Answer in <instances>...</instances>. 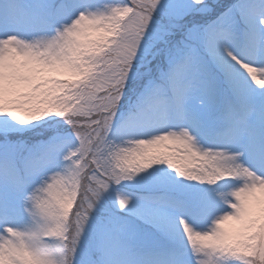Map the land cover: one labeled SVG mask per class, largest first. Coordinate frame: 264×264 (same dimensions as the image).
Segmentation results:
<instances>
[{
  "label": "snow or ice",
  "instance_id": "6c2138e0",
  "mask_svg": "<svg viewBox=\"0 0 264 264\" xmlns=\"http://www.w3.org/2000/svg\"><path fill=\"white\" fill-rule=\"evenodd\" d=\"M10 8L0 13L8 113L0 121L39 129L43 139L30 145L11 136L12 150L0 158V184L32 221L22 229L0 227V264H23L21 254L36 264H111L128 214L169 241L171 264H264V243L248 239L264 221V0H10ZM29 51L61 62L26 63ZM66 62L79 69L70 71ZM56 80L71 87H54ZM134 86L136 103L122 119V101ZM21 98H31L43 117L22 118ZM197 165L224 174L202 180L187 172ZM155 166L235 190L227 197L223 191L142 197L162 205L156 212L166 222L118 191L115 208L102 203ZM51 202L65 220L45 235L37 222ZM13 206L0 200V212ZM172 223L184 251L174 243Z\"/></svg>",
  "mask_w": 264,
  "mask_h": 264
},
{
  "label": "rangeland",
  "instance_id": "374dc122",
  "mask_svg": "<svg viewBox=\"0 0 264 264\" xmlns=\"http://www.w3.org/2000/svg\"><path fill=\"white\" fill-rule=\"evenodd\" d=\"M11 11L10 8V0H0V13H3L5 16H7ZM17 34L21 35L22 37H27L26 33L23 31L16 30ZM139 89L136 87L134 90V98L132 93L128 90L126 94V98L124 101H122V104L129 105L127 107V110L120 114V117L122 118L124 113L127 114L129 112V108L136 103L137 95H138ZM133 98V101L131 102V99ZM0 129H5V134H9L12 132L22 131L25 128H22L20 126L16 127H9L5 124V122L0 121ZM12 150V147L9 149V152ZM163 169V170H161ZM141 177L144 179L139 181L142 185L138 186L136 189L140 191H149L159 194H151V195H143L142 197H155V196H169V195H175L177 193H190L189 196H195L197 193H206L211 197L215 192L217 191H223L225 186H228L227 184L224 186H218L215 189L209 188L207 185H200L196 182H190L183 178L178 177L172 170H169L166 168V166H155L153 169L148 170L146 173H141ZM136 178V177H135ZM134 178V179H135ZM134 182V181H131ZM231 183V182H228ZM125 188L116 189L114 188L112 192L108 193V197L110 200V203L113 208H115V192H120L124 195L130 196L132 195L133 190H130L128 188V184H125ZM234 186V185H232ZM203 187V188H201ZM134 188V186H133ZM201 188V189H200ZM197 191V192H194ZM137 199V196H134ZM0 200H2L5 205H8L9 203H12L14 206L7 209L4 212H0V227L3 226H14L17 228H25V227H31L32 221L29 218V216L25 213L22 201L19 198H14L8 191L7 187L0 184ZM134 203L139 204L138 201L133 199ZM145 204H139L142 210L145 214L149 215H155L158 219L161 220V222H166L167 217L163 214L157 213L156 210L160 208V205L154 204V200H144ZM23 208V209H22ZM21 209L23 211L22 216L20 214ZM118 210V209H116ZM6 216L8 218L7 221H4L3 217ZM128 216L132 217L133 220L131 222L133 223L135 220L141 221L136 216L132 214H128ZM5 218V217H4ZM189 219V222L193 224L196 228H202L206 227V225H196V222L192 220L191 217H186ZM10 219V220H9ZM143 222V221H141ZM144 223V222H143ZM146 224V223H145ZM149 225V224H147ZM127 226V224H126ZM151 226V225H149ZM152 227V226H151ZM153 228V227H152ZM90 230L93 229V226L90 225ZM155 229V228H154ZM156 230V229H155ZM169 230L171 231L172 235H179L180 239V233L178 231V226L174 223L169 224ZM157 231V230H156ZM160 233V232H159ZM162 234V233H161ZM133 238L135 241L131 240ZM144 241V237L141 235H124L120 236L118 235L117 239L114 242L112 254H111V264H149L148 261H150L152 264H171V258L167 251H158L156 253H146L145 260L141 261L134 257V255L131 253L132 249H137L139 251H142L143 249L139 245V242ZM181 241V239H180ZM122 242H125V244H122ZM131 243V244H129ZM137 243V244H136ZM182 243V241H181ZM183 248V246H182ZM115 255H118L117 258H115ZM150 255L152 257V260L148 257ZM168 260V261H167Z\"/></svg>",
  "mask_w": 264,
  "mask_h": 264
},
{
  "label": "clouds",
  "instance_id": "9594fccd",
  "mask_svg": "<svg viewBox=\"0 0 264 264\" xmlns=\"http://www.w3.org/2000/svg\"><path fill=\"white\" fill-rule=\"evenodd\" d=\"M12 39V38H10ZM25 62L32 63L35 62L37 64H44L47 65L52 62H61V57L59 55H54L49 52H35L29 51L25 54ZM68 64L70 71H76L79 69V65H72L71 62H66ZM54 87H71V82L66 80H56L51 82ZM17 107L19 109V115L25 119H31L32 116L39 115L41 118L43 117L42 112H38L34 110L32 107L31 98H21L16 101ZM6 107V101L3 95L2 86H0V115L6 116L8 113L4 110ZM143 143V142H141ZM207 163V162H205ZM187 172L190 175L196 176L199 179L206 180V179H216L219 175H223L224 173H218L216 169H211L210 171L204 170V165H197L194 168H188ZM235 189L231 186H225L223 192L227 196H230L231 193ZM261 192H264V188H261ZM67 193L65 192V195ZM67 202V201H66ZM225 216H230V213H224ZM65 217L64 213L57 207L55 202H51L46 213L41 217V219L37 222L38 225L42 228L45 235L50 234L51 232L58 231L57 226L62 225L64 223ZM212 239H223L222 237H212ZM251 239H259L260 242L264 243V221H262L259 225V230L256 232L255 236L249 237ZM227 243V241H224ZM233 242L240 243L239 238H233ZM55 244V241L50 242ZM251 246V245H246ZM21 258L23 260V264H36V261L32 260L31 258L27 257L24 254H21ZM59 264H63V260L59 261Z\"/></svg>",
  "mask_w": 264,
  "mask_h": 264
}]
</instances>
